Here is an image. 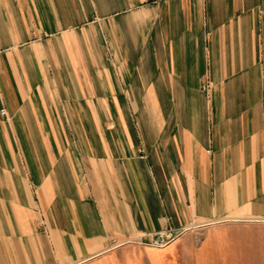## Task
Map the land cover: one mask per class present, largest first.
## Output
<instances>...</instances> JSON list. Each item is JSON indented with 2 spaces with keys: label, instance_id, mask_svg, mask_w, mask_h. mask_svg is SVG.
Here are the masks:
<instances>
[{
  "label": "crops",
  "instance_id": "1",
  "mask_svg": "<svg viewBox=\"0 0 264 264\" xmlns=\"http://www.w3.org/2000/svg\"><path fill=\"white\" fill-rule=\"evenodd\" d=\"M2 110L0 264H264V0H0Z\"/></svg>",
  "mask_w": 264,
  "mask_h": 264
},
{
  "label": "built area",
  "instance_id": "2",
  "mask_svg": "<svg viewBox=\"0 0 264 264\" xmlns=\"http://www.w3.org/2000/svg\"><path fill=\"white\" fill-rule=\"evenodd\" d=\"M0 115L2 117H5V111L2 110L0 112ZM174 239L175 236L170 234L169 232H160L151 238V240L149 241V245L156 248H163L170 244Z\"/></svg>",
  "mask_w": 264,
  "mask_h": 264
}]
</instances>
